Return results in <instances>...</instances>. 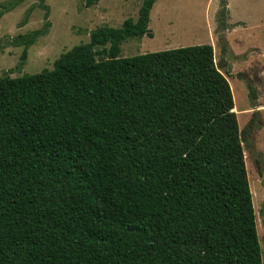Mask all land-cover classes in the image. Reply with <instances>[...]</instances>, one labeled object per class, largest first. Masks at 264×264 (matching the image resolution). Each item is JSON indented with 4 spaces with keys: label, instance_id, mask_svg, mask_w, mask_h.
Here are the masks:
<instances>
[{
    "label": "trees",
    "instance_id": "1",
    "mask_svg": "<svg viewBox=\"0 0 264 264\" xmlns=\"http://www.w3.org/2000/svg\"><path fill=\"white\" fill-rule=\"evenodd\" d=\"M39 1L47 22L15 41L22 61L50 26ZM156 1L52 69L0 77V264H263L254 122L240 130L213 45L120 57L153 36Z\"/></svg>",
    "mask_w": 264,
    "mask_h": 264
},
{
    "label": "rangeland",
    "instance_id": "2",
    "mask_svg": "<svg viewBox=\"0 0 264 264\" xmlns=\"http://www.w3.org/2000/svg\"><path fill=\"white\" fill-rule=\"evenodd\" d=\"M46 0L50 26L22 61L20 35L43 29L46 11L39 0H0V77H19L52 69L60 55L90 41L101 26L119 28L128 18L137 20L143 0ZM145 35L125 41L120 57H132L180 47L212 44L219 69L228 78L240 130L253 119V134L244 143L253 194L258 236L264 264V0H157ZM243 77H239L238 74ZM257 90L252 100L248 83ZM261 171V174L259 173Z\"/></svg>",
    "mask_w": 264,
    "mask_h": 264
},
{
    "label": "bare ground",
    "instance_id": "3",
    "mask_svg": "<svg viewBox=\"0 0 264 264\" xmlns=\"http://www.w3.org/2000/svg\"><path fill=\"white\" fill-rule=\"evenodd\" d=\"M238 113V112H237Z\"/></svg>",
    "mask_w": 264,
    "mask_h": 264
}]
</instances>
